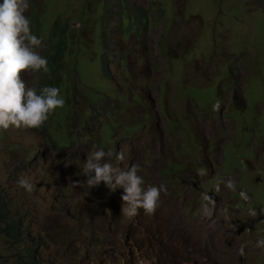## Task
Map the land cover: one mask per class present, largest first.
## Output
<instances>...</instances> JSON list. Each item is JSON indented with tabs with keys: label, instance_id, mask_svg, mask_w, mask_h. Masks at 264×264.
Returning <instances> with one entry per match:
<instances>
[{
	"label": "rangeland",
	"instance_id": "rangeland-1",
	"mask_svg": "<svg viewBox=\"0 0 264 264\" xmlns=\"http://www.w3.org/2000/svg\"><path fill=\"white\" fill-rule=\"evenodd\" d=\"M29 2L40 54L48 52L52 27L65 22L79 52L74 57L66 49L60 84V95L74 104L58 109L60 125L46 129L54 146L59 134L71 146L33 163L40 129L0 131V189L12 208L30 209L33 223L49 235L41 258L264 264V249L255 247L264 236V0H128L130 7L106 17L103 0ZM126 11L141 30H118ZM102 39L111 47L101 67L93 43ZM38 77L21 74L37 89ZM97 149L125 150L120 167L137 164L145 187L166 186L154 214L140 209L129 219L106 198L103 182L73 185L86 180L83 162ZM21 176L32 179L34 191L18 186ZM219 178L235 180L236 190L221 184L217 192ZM12 263L1 236L0 264Z\"/></svg>",
	"mask_w": 264,
	"mask_h": 264
},
{
	"label": "clouds",
	"instance_id": "clouds-1",
	"mask_svg": "<svg viewBox=\"0 0 264 264\" xmlns=\"http://www.w3.org/2000/svg\"><path fill=\"white\" fill-rule=\"evenodd\" d=\"M29 7V0H2L0 2V131H7L10 128L40 129L43 132L41 140L36 139L37 146L31 156L35 163L43 159L45 152L55 154L59 148L57 142L56 146L51 143L46 129L60 125L56 123L55 115L58 109L64 106L65 99L60 95V88L42 86V78L39 74L38 89L28 86L21 78L22 73L40 71L48 73L50 71L46 55L42 56L37 50L43 42L31 30V20L26 15ZM144 27L146 29V26ZM93 44L99 48L102 67V62H106L107 57L105 52L101 53L99 42ZM219 108L220 102L217 101L213 105V110L219 111ZM54 110L55 113L50 123L43 127L49 114ZM92 146L97 147L95 143ZM125 155L123 149L120 151L110 149L107 152L103 149L90 151L81 169V175L85 176L86 180H77L73 182V185L91 189L103 182L105 185L103 188L108 193L106 198L117 208L116 211L121 206V212L129 219L138 215L140 209L146 215H152L159 205L161 193L166 192V186L149 184L145 187V180L139 174L141 171L139 165L120 167V164L125 161ZM106 157L110 159L114 157L116 163L113 164L110 159L106 160ZM198 174L205 175L206 170L201 168ZM17 183L28 192L35 189L32 179L28 176H21ZM221 184H224L230 191L236 190V182L231 178L217 179L215 184L217 192L220 191ZM240 196L245 200L248 198L243 191L240 192ZM0 198L5 204L10 219L15 221L10 222V226L0 224V237H3L4 243L10 249L12 264H52L51 259L44 260L40 256V251L47 245L46 238L49 235H45L44 230L41 232L42 228L33 223L30 209L12 208L10 200L4 196L1 189ZM251 214L255 215V211L252 210ZM34 228L35 231H33ZM255 247L264 249V236L258 237ZM239 254L242 256L245 254L243 247L240 248ZM170 260L152 264H201L191 260L190 257H178L177 263L170 262ZM206 260L204 258V261ZM120 264H132V262L126 261Z\"/></svg>",
	"mask_w": 264,
	"mask_h": 264
},
{
	"label": "trees",
	"instance_id": "trees-1",
	"mask_svg": "<svg viewBox=\"0 0 264 264\" xmlns=\"http://www.w3.org/2000/svg\"><path fill=\"white\" fill-rule=\"evenodd\" d=\"M102 5H103L102 7L104 8L100 12V14L102 15L105 12L104 13L105 17L107 15V12H110V10L116 9L119 12L121 10V7H124L125 10L127 9V7H130L128 4V0H103ZM127 15H128V12L126 13V16ZM123 19L124 18L120 17L119 26H118V30L121 33L127 34L130 30H132L133 26H134L133 28H137L138 30H141V28H139L138 25H134V24L132 25V20H133L132 16L128 15L126 17L125 22L122 21ZM80 20L83 23H81L76 28L77 34L81 32L82 30L81 25L83 26V24L85 23L83 19H80ZM102 24L103 22L100 23L95 28H99ZM70 29H71V26L69 25L68 22H65V24L56 23L52 27L51 31L49 32L50 46L47 49L48 52L46 54V58L48 60V67L50 71L48 73H44L43 71L38 72L40 78H42L41 79L42 86L47 85V86H54V87L60 88V84L63 80L62 79L63 77L62 66L64 67V64L68 62V59L66 57V49H70L71 51H73L74 57L79 56V52L77 51L78 48H76L71 42L73 36H70V33H69ZM98 46L101 48V53L103 54V52H105L106 49L111 47V44L105 41L104 39H102L101 41H99ZM104 60L106 59L104 58ZM234 99L235 100L238 99V96L235 92L233 94V100ZM73 104H74V101L70 98H67L64 106L59 109H64L66 105H73ZM54 113H55V110L49 114V118L44 123L43 127H46L50 123L52 115ZM56 123L59 124L58 121H56ZM56 138H57L58 147L60 148L71 145V141L67 139L64 134H61V135L59 134L57 135ZM10 222L14 223L15 221L10 219L8 213L6 212L5 204L2 202V199L0 198V224H6V226H10L9 224Z\"/></svg>",
	"mask_w": 264,
	"mask_h": 264
}]
</instances>
